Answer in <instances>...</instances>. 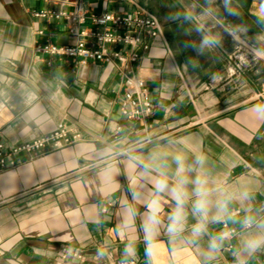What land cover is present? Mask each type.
I'll return each mask as SVG.
<instances>
[{"label": "crops", "instance_id": "0c3cea01", "mask_svg": "<svg viewBox=\"0 0 264 264\" xmlns=\"http://www.w3.org/2000/svg\"><path fill=\"white\" fill-rule=\"evenodd\" d=\"M149 1L172 52L155 42L131 67L147 81L156 104L144 122L120 113L124 84L116 62L80 64L37 52L41 43L75 39L64 20H46L35 12L69 10L76 0H0V140L9 147L32 142L59 123L80 134L73 143L48 145L0 172V264H237L240 241L258 230L244 229L240 221L245 215L264 219V99L256 97L264 87V58L233 73L226 70L236 39L264 54V0H229L234 15L225 0ZM84 2L97 12L132 11L121 0ZM185 13L194 19L186 21ZM195 21H205L220 43L203 52L192 47L202 38ZM177 153L186 164L204 157L188 175H201L218 190L213 202L220 192L237 196L229 205L232 214L238 211L233 219L209 223L208 234L195 243L188 231L172 237L162 226L153 237L143 230L146 205L156 196L155 168L167 173L171 187ZM140 161L154 165L146 177ZM244 192L248 197L239 198ZM159 199L166 224L175 204L169 192ZM129 206L136 217L126 227ZM195 222L190 214L189 226ZM223 223L237 233L208 260L211 237L223 231ZM130 242L135 252L126 256ZM239 258L262 264L264 248Z\"/></svg>", "mask_w": 264, "mask_h": 264}, {"label": "built area", "instance_id": "2783aa9c", "mask_svg": "<svg viewBox=\"0 0 264 264\" xmlns=\"http://www.w3.org/2000/svg\"><path fill=\"white\" fill-rule=\"evenodd\" d=\"M126 1L132 11L97 12L88 10L84 0H76L71 9H45L35 12V16L46 20H64L68 33L75 39L73 44L45 42L37 45L39 53L75 63L86 64L97 61L107 64L117 63V69L123 78L124 91L120 98V113L133 121H147L155 112L152 91L147 81L134 75L132 65L142 58L140 51H150L155 42L167 48V41L159 19L137 0ZM205 24V21H202ZM252 45L240 43L231 59L230 72L256 59ZM51 65L52 62L48 61ZM264 99V87L257 94ZM123 126H119L121 130ZM80 138L76 129H69L59 123L53 133L41 136L32 142L17 146H7L0 140V172L14 168L24 161V156H38L48 145L61 147ZM238 212V211H237ZM237 212L233 213L236 214ZM223 231L237 233L223 223ZM80 257V256H79ZM117 264H136L135 260ZM264 264V259L263 263Z\"/></svg>", "mask_w": 264, "mask_h": 264}, {"label": "clouds", "instance_id": "9594fccd", "mask_svg": "<svg viewBox=\"0 0 264 264\" xmlns=\"http://www.w3.org/2000/svg\"><path fill=\"white\" fill-rule=\"evenodd\" d=\"M229 0H225L226 10L230 14H235L230 8H228ZM207 15V13H206ZM184 19L186 21H192L194 17L191 13H185ZM195 31L201 34V41L199 46L192 45L198 52H203L207 48H212L220 43L219 38L216 35L210 34L203 23H198L195 26ZM131 160H138L137 157L131 156ZM151 161L158 159V154L151 156ZM174 161L177 165L175 182L170 187L168 175L160 168H155L158 172V176L153 180V186L156 196L146 205L148 211L145 214L143 221V230L146 235L156 236L159 233V229L163 226L166 228L167 233L172 236H180L186 231L189 232L188 240L190 243H195L198 239L208 234L209 223H221L225 220L233 219V214L230 211V202L237 198L235 193L220 192L219 198L213 202V195L218 190L209 187V182L201 175H197L195 179H190L188 173L197 171L195 165L202 166L204 163V157L197 155L194 165L186 164L185 156L183 153H177L174 156ZM144 168L143 176H147L150 170L153 169V163H144L140 161ZM193 185L191 192L188 190L189 185ZM169 192L175 206L167 215V223L165 224L161 218V202L159 194ZM194 197V199H193ZM248 193L244 192L239 195V198L246 199ZM138 194L133 195V199L136 200ZM191 200V212L188 210V203ZM195 218L196 222L189 226V215ZM136 217V209L132 206L126 208V215L124 217L125 226H130ZM244 229H252L255 227L257 231L251 232L246 238L240 241V247L237 252L234 253L238 257L237 264H245V261L241 257L242 253L252 254L257 250L264 248V219L257 220L253 215H245L240 221ZM233 236L232 232L222 231L211 237L208 245V251L205 253L206 259L212 260L216 254H218L226 240H229ZM135 249L130 242L125 248V255H134ZM150 255V253H148Z\"/></svg>", "mask_w": 264, "mask_h": 264}, {"label": "rangeland", "instance_id": "374dc122", "mask_svg": "<svg viewBox=\"0 0 264 264\" xmlns=\"http://www.w3.org/2000/svg\"><path fill=\"white\" fill-rule=\"evenodd\" d=\"M137 1H138V4H140V5H142L143 7H145L150 13H152L153 15H155V16L159 19V21H160V23H161V26H162V29H163V34H164V36H165V38H166V41H167V49H168L169 52L171 53V52H172V48H171V45H170L169 39H168V37H167V34H166V32H165V27H164L163 23L161 22V20H160L158 14L155 13V11L152 9V7H150V1H149V2H148V0H137ZM146 1H147L148 3H146ZM197 16H199V15H197ZM195 22H196V21H195ZM196 24H198V23L196 22ZM196 24H195V25H196ZM240 43H246V44H248V45H251V44H252V43H249V41H247V40H245V39H241V40L236 39V40H235L234 51L228 56V60H227V70H226V73H227V74L231 73V72H230V68H231V64H232V62H233V60L231 59V56H233L235 50L237 49V47L239 46ZM252 45H253V44H252ZM255 51H256V50H255ZM256 53H257V54L255 55V57L258 58L259 60H262V59L264 58V54H263V53H260L259 51H257ZM261 90H262V89H261ZM258 93H259V92H258ZM258 93H257V94H258ZM256 97H257V95H256ZM257 99H258V98H257Z\"/></svg>", "mask_w": 264, "mask_h": 264}]
</instances>
